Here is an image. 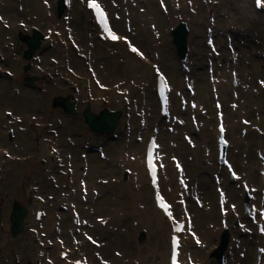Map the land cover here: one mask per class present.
I'll return each instance as SVG.
<instances>
[{
	"label": "rangeland",
	"instance_id": "rangeland-1",
	"mask_svg": "<svg viewBox=\"0 0 264 264\" xmlns=\"http://www.w3.org/2000/svg\"><path fill=\"white\" fill-rule=\"evenodd\" d=\"M96 1H103L102 6L112 10L114 29L129 36L147 55L146 62L126 55L123 47L110 51L99 44L92 32L95 27L87 13L77 8V0L63 17L57 15V0H0V146L9 155L3 161L0 148V168H4L3 162L6 164L4 180L2 175L0 178V264H29L30 256L43 257L44 253L52 264H63L57 257L58 247L68 250L70 258L85 253L90 264H166L168 227L152 209L145 180L142 177L139 181L137 169L132 171L126 162L132 150L129 145L138 144L141 150L152 126L159 128L158 155L167 164L165 167L160 162L166 174L162 191L173 203L175 184L170 185L168 177L176 176L171 166L179 164L184 169L186 208L192 218L191 235L183 239L187 244L182 248L184 264H227L231 254L221 263L212 255L223 226L230 227L231 234L243 243L232 257L235 264H248L249 257V264H255V259L262 264L264 246L259 248V255L256 245L249 248L260 215L253 217L251 205L255 201L254 208L264 211V185L257 163L258 154L264 153V77L257 79L247 93L239 87V76L240 64L248 67L242 59L249 56L264 68V11H256L252 0ZM62 18H69L68 23L63 24ZM179 21H184L188 29L183 62L176 55L170 34ZM47 23L59 29V35L54 30L52 42L39 40L32 58H24L27 44L17 32L31 35L32 28L43 31ZM68 38L78 43L77 50L69 47ZM229 50L241 56L235 64L231 56H226ZM227 64L235 65L232 72ZM86 67L92 68L93 75L95 70L104 74H97L100 79L94 76L102 84L119 83L123 92L120 96L107 87L92 89V113L99 114L103 108L122 110L112 130L92 132L83 121L82 98L88 95L83 88L81 92L73 90L69 77L70 72L84 74ZM3 71L12 74V84ZM157 71L170 85V116L166 120L157 116L153 93ZM215 71L223 81L211 86ZM28 78L33 79L28 82ZM79 81L76 76L77 87ZM21 94L25 99H19ZM57 96H70L75 101L74 115L52 105ZM103 98L107 103L101 105ZM5 109L12 111V117L4 114ZM218 115L227 128L224 166L215 163ZM6 119L12 123L7 124ZM10 125L15 129L9 139ZM47 143L56 149V163L44 151ZM134 153L136 157L135 149ZM44 158L46 162H41ZM78 180L85 187H79ZM245 186L253 192L247 214L241 212ZM216 188L222 189L220 207ZM29 196L31 201L25 202ZM36 196L42 198L40 207L44 206L46 212L43 229L32 222ZM100 199L106 201L102 207L98 205ZM14 202L30 210L22 219L21 230L12 234L9 214ZM219 214H224L226 222L220 223ZM73 219L88 223L80 233L82 238L87 235L91 239L71 236ZM235 219L239 226L232 228ZM102 220H108L105 228L98 223ZM58 223L59 231L54 232L53 226ZM32 228L37 236L31 233ZM42 231L54 234L48 249L42 241L38 243ZM195 231L200 232V247L190 246Z\"/></svg>",
	"mask_w": 264,
	"mask_h": 264
},
{
	"label": "bare ground",
	"instance_id": "bare-ground-1",
	"mask_svg": "<svg viewBox=\"0 0 264 264\" xmlns=\"http://www.w3.org/2000/svg\"><path fill=\"white\" fill-rule=\"evenodd\" d=\"M2 2H3V0H1ZM102 1V0H101ZM103 2V1H102ZM126 5V4H125ZM101 7H102V3H101ZM104 8V6L102 7V9ZM70 10V9H69ZM103 11L105 12V14L106 15H108V23H109V26H110V28L111 29H114V27H113V25H112V22H111V20H110V12H112V10L110 9V8H104L103 9ZM117 32H119V31H117ZM120 33V32H119ZM121 34V33H120ZM121 36V35H120ZM125 36H127V35H125ZM51 37H52V34L50 35V38L49 39H51ZM123 37V36H122ZM129 37V36H128ZM129 40H130V43H132V44H134V42L129 38ZM99 43V42H98ZM99 44H101V43H99ZM117 44H120V43H117ZM102 45H104V46H106L110 51H111V47H109V46H107V45H105V44H102ZM115 45V44H114ZM135 46H137L136 44H134ZM76 49H78V43H76ZM112 50H114V49H112ZM139 50H140V48H139ZM215 51H216V49H215ZM214 50L212 51V52H215ZM115 52V51H114ZM229 52V54L228 53H226V56H231L232 57V59H233V63L235 64L236 63V60H238L239 59V57H241V56H239L238 55V53L237 52H230V50L228 51ZM249 52H251V51H249ZM252 53V52H251ZM249 55V54H248ZM147 56V55H146ZM145 55H143L142 57H143V61H146L147 60V57H146ZM224 58H226V57H224ZM243 60V63L244 64H247L248 65V67H245V66H243V65H241L240 63V70H242L241 71V74H240V76H239V78H240V81H239V87L240 86H242L243 87V92H247L248 93V91L249 90H251L252 89V86H253V83L254 82H256V80L257 79H261V78H263L264 77V68H263V65L261 64V65H257L256 63H255V61H252L253 59L251 58V56H249V57H247V58H244V59H242ZM215 65H216V63H215ZM228 65V64H227ZM237 65H238V63H237ZM211 67H212V69H213V67H214V62L212 61V63H211ZM234 67H235V65H228V68H230V70H231V72H232V70H234ZM187 70V69H186ZM96 71V70H95ZM98 73H99V75L101 74V75H104V74H102V73H100L99 71H98ZM144 74H145V72L143 71L142 72V76H144ZM215 74H217L216 73V71H215ZM247 74V75H246ZM96 77L99 79V77H98V75H96ZM101 77H103V76H101ZM212 82H214V83H212L211 81L209 82L210 83V85L211 86H213L214 84H220V81H223L222 79H221V77L217 74L216 75V77H213V78H211L210 79ZM20 93H18V95H19ZM17 95V96H18ZM24 95V94H23ZM22 94L19 96L20 98V100H23V99H25V96H23ZM127 95H129V93L127 94ZM168 96L170 97V90H169V92H168ZM168 97V98H169ZM16 99H18V98H16ZM68 103H71L70 101H73V100H71V97L70 96H67V100H66ZM170 100H168V103L169 104H167V114H166V116H165V118H167V117H169V115H170V111H169V109H168V106H170V102H169ZM16 104L17 105H20L21 103H18V102H16ZM16 104H15V106H16ZM59 106V105H58ZM263 106V105H262ZM61 107V106H60ZM74 107V106H73ZM64 111V110H63ZM169 111V112H168ZM65 112V111H64ZM68 113V112H67ZM82 117H83V115H82ZM113 115L112 116H110V117H107V119H106V122H110V121H113ZM177 118V117H176ZM159 120H160V118H158ZM105 123V122H104ZM43 126V125H42ZM88 128V127H87ZM226 128V127H225ZM89 129V128H88ZM89 131H92V132H94L93 130H91V129H89ZM216 132V131H215ZM225 135H227V128H226V130H225ZM158 140L160 141V139H159V130H158V132H157V142H158ZM145 141H146V139H145ZM160 144H161V141H160ZM130 146V148L132 149V150H130L131 151V153L129 154V157L127 158V160H126V162H127V164H129L130 165V167L132 168L131 170L132 171H135V169H137V173H138V175H139V181L141 180V178H142V176L144 177V179L146 180V172H145V170H144V163H143V152H142V150H140V148H139V145L138 144H135V145H129ZM144 146L145 145H143V148H144ZM134 149L137 151V156L135 157V153H134ZM140 150V151H139ZM227 151H228V148H227ZM227 151H226V159H227ZM139 152V153H138ZM45 153H46V148H45ZM156 162H157V165H158V170H157V177H158V180H157V183H158V185H159V191H160V194L163 196V194L161 193L162 192V187H161V184H162V181H164V178L166 177V174L164 173V171L162 170V168H161V166H160V163L158 162V160H156ZM226 162V161H225ZM140 164V165H139ZM225 164V163H224ZM52 165V164H51ZM168 165H169V163H168ZM186 165V164H185ZM59 167V166H58ZM57 167V168H58ZM138 167H142V171H139V168ZM176 167V166H175ZM175 167L173 168L174 169V172H176L175 171ZM170 169V168H169ZM3 171V169L1 170V172ZM140 173V174H139ZM181 173H182V175H184V169H181ZM176 174V173H175ZM169 176H171V170H169ZM114 180H116V179H114ZM261 180V183L264 185V181L262 180V179H260ZM79 181V180H78ZM169 181H170V185H174V179L172 178V177H170V179H169V177H168V183H169ZM116 183V181L114 182V184ZM165 183V182H164ZM113 184V185H114ZM171 189V188H170ZM120 192L121 191H119V194H120ZM29 193H30V190H29ZM185 194H188V192H187V190H186V188H184V196H185ZM148 195H149V199H150V196H151V190L150 189H148ZM164 197V196H163ZM165 198V197H164ZM253 198V197H252ZM176 200V199H175ZM258 200V199H257ZM105 200H102V199H100V202L98 203V205L100 206V207H102V204H105ZM37 204H39V202H37ZM173 205V204H172ZM260 206V205H259ZM7 209H9V208H7ZM152 209H153V211L154 212H156L157 214H158V217H160V219H162L163 220V217L161 216V214H160V212L158 211V210H156L154 207H153V205H152ZM116 213V210L115 209H112V213ZM258 212H256L255 210H254V217L256 216V214H257ZM82 215V214H81ZM259 217H260V215H258V219H259ZM43 218H44V215H42V217H41V219L38 221V223H40V222H42V220H43ZM107 219V218H106ZM257 219V220H258ZM79 220H80V218H79ZM257 220H256V222H255V230H256V223H257ZM102 221H105V224H103V223H101V221H99L98 223H100V225L101 226H107V222H108V220H102ZM32 222H34V224H36V225H38V223L37 222H35V221H33V219H32ZM73 222L75 223L76 222V220L75 219H73ZM103 224V225H102ZM199 224H201V223H199ZM264 225V224H263ZM87 226H88V223L87 224H84L82 221H79V223H77V226H76V224H75V228H74V231H76V229H77V231H76V234H73V233H71V236H73V235H76V236H80L81 238H82V233H80V230L81 229H83L84 227L85 228H87ZM93 225H91L90 223H89V227H92ZM118 226H114V228H117ZM105 228V227H104ZM190 229V227H189V224H187L186 225V227H185V231H184V233L183 234H181L180 235V241H182V239L186 236V235H188V233H189V230ZM199 231H195V233H196V238H198L199 240H200V243L198 244V247H200V245H202V242H201V238H200V236H199V233H198ZM69 233V232H68ZM168 233H169V230H168ZM100 237V236H99ZM167 238H168V235H167ZM83 240H84V238H82ZM103 241V240H102ZM103 243H104V241H103ZM243 243L242 242H240V241H238V239H236L233 243H232V247L230 248V250L226 253V255L227 254H231L230 256V259L228 258V261H227V264H235L236 263V261L235 260H233L232 259V257H233V255L235 254L234 252H237V248L238 247H242L241 245H242ZM104 245H106V243L104 244ZM255 245H263L264 246V239L262 238V237H260V236H256L255 237V240H253V238H252V240H251V247L249 248V251L251 250V249H253V246H255ZM167 253H168V250H167ZM167 253H166V256H167ZM251 253V252H250ZM179 256H181V253H179ZM182 259V258H181ZM232 259V260H231ZM263 260H264V257H263ZM68 262V260H67V258H65L64 259V261H62V263L64 264H66ZM249 262H250V257H249V260H248V264H249Z\"/></svg>",
	"mask_w": 264,
	"mask_h": 264
},
{
	"label": "water",
	"instance_id": "water-1",
	"mask_svg": "<svg viewBox=\"0 0 264 264\" xmlns=\"http://www.w3.org/2000/svg\"><path fill=\"white\" fill-rule=\"evenodd\" d=\"M62 11V4L61 1H58L57 4V14L59 15ZM187 26L184 21H179L173 29H171V41L175 45L176 53L179 56V58L183 59L186 53V34H187ZM18 38L24 43L27 44V49L23 51V57L24 58H30L33 50L39 45V39L41 38V33L33 28L31 35L28 34H21L18 33ZM33 78H28L27 81L31 82ZM67 96L65 97H55L52 100V105L56 106L59 105L61 108L65 111V113L68 112L70 115H74V101H70L71 103H68ZM83 115V121L87 125V127L94 132H103L104 130H112L114 129V126L117 123L119 111H113L108 110L106 108H103L99 114L92 113L88 107H85V109L82 112ZM113 117V121L106 122L107 117L110 116ZM105 122V123H104ZM26 209L24 206L16 204V202L13 203L11 213L9 214V220H10V231L12 234H15L16 232L20 231L22 228V219L25 216ZM225 235V234H224ZM223 235V239L221 242V245L214 249L212 255L216 256L217 259L222 255V251L225 247V237ZM141 240V237L139 238Z\"/></svg>",
	"mask_w": 264,
	"mask_h": 264
},
{
	"label": "snow or ice",
	"instance_id": "snow-or-ice-1",
	"mask_svg": "<svg viewBox=\"0 0 264 264\" xmlns=\"http://www.w3.org/2000/svg\"><path fill=\"white\" fill-rule=\"evenodd\" d=\"M262 3H264V0H255V6L256 7H261ZM88 7L95 11L96 16H97V18L99 20V23L104 27L105 31L107 32V37L106 38H110L113 41L117 40L118 37L111 30H109V28H108L107 22L105 20V16H104V14L101 11V5L98 4V3L93 2V0H89ZM209 43L211 44L212 41L210 40ZM129 47H131V45H129ZM213 50H215V49H213ZM131 51L136 53L137 55H141L142 56V54L140 52H138L137 49L134 48V47H131ZM158 77H159V95H160L161 100L164 102V104L167 105L168 104V99L165 96V91L167 90L166 89V83H165V77L163 75L159 74V73H158ZM261 83L264 84V81H262ZM8 115H11V113H9ZM221 131H223V128H221ZM151 147H156V144L153 143ZM151 147L148 148V162L147 163H148V171H149V173L152 176V181L151 182H152L153 185H155L156 184V173H155V168L152 165ZM53 151H55V149H53ZM177 167H179V165H177ZM180 183L184 184V181L181 180ZM222 197H223V194H222ZM155 201H156L158 207L163 209L164 213L167 214L169 219H171L173 214L169 210V205L165 203L164 198L161 196L159 191H157L155 193ZM233 207L235 208V205H233ZM261 207L264 208V206H261ZM260 216H264V211L260 212ZM101 223H105V221H101ZM241 227H243V226H241ZM176 231L177 232L180 231V227L179 226L176 228ZM261 231L264 232V229H262ZM89 239H91V238L89 237ZM197 243H200V241L197 240ZM171 244H172V253H171L172 264H176V251H175V248H176V245H177V241H176V239L174 237L172 238ZM118 255H119V253H118Z\"/></svg>",
	"mask_w": 264,
	"mask_h": 264
},
{
	"label": "flooded vegetation",
	"instance_id": "flooded-vegetation-1",
	"mask_svg": "<svg viewBox=\"0 0 264 264\" xmlns=\"http://www.w3.org/2000/svg\"><path fill=\"white\" fill-rule=\"evenodd\" d=\"M38 86H40L39 84H37ZM32 86V85H31ZM33 87V86H32ZM39 88V87H38Z\"/></svg>",
	"mask_w": 264,
	"mask_h": 264
}]
</instances>
